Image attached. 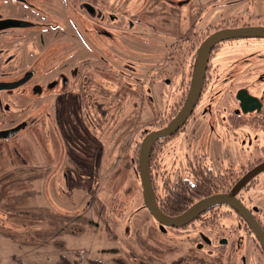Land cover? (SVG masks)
I'll return each mask as SVG.
<instances>
[{
    "label": "rangeland",
    "instance_id": "rangeland-1",
    "mask_svg": "<svg viewBox=\"0 0 264 264\" xmlns=\"http://www.w3.org/2000/svg\"><path fill=\"white\" fill-rule=\"evenodd\" d=\"M110 1L120 3V0H108V6ZM11 2L12 0H0L2 14H6L7 9L9 13L15 14L19 12L21 5L26 4L25 0L16 2L19 6L16 3L10 4ZM137 2L138 0L135 1L136 5ZM154 2L156 6L162 5L160 7L175 10L180 14L179 24L193 33L197 29L203 31L207 26H218L233 17L247 15L251 20L264 19V0H173L177 5L175 8L167 6L172 0ZM133 4L134 0H130L124 6L128 8L123 18L124 32L115 33L117 28H112L115 34L112 33L111 38L116 41L112 43H117L114 46L120 57H109L108 63L99 59L103 57V51L93 44L94 32L84 36H76L70 32L59 33V40L75 43L78 51L76 60L79 57L88 58L83 62L85 64H78L81 69L90 62L104 67L111 64L125 74L130 73L131 76L125 75L124 78L132 88L135 81L130 77L138 76L140 96L130 92L124 101L114 99L108 92H104L114 91V85L94 74L92 77L96 80L95 85L104 87L100 95L95 92V97L102 101L101 105L95 107L93 100L86 97V102H77L75 111L62 117L63 113L60 116L57 109H54L56 95L38 98L33 96L27 99L28 96L22 95L25 84L11 86L9 91L0 90V103L7 106L4 117L8 119L5 122L0 120V130L17 127L19 141L26 147L34 170L29 173L30 188L25 190L5 188V182L11 179L4 176L14 179L22 176L5 172L0 177V264H16L12 259L15 254H22L21 250H29L32 255L27 257L25 253L22 256L28 262L37 264H57L58 252L74 260L79 250L85 251L90 258L118 264H171L189 250L201 257L208 253L214 254L211 251L214 247L205 243L198 232L213 238L217 228L213 229L209 225H197L194 229L191 225L179 228L161 227L143 203L140 182L136 178L134 151L139 148L144 129H148L156 121L155 117L177 100L180 84L183 85L184 71L171 67V70L166 71V79L160 78L164 74L162 69L168 68L165 57L169 49L166 46L169 42L174 44L175 40L167 33L133 22L129 15L134 11ZM55 34L46 33L36 40L32 39V35L29 36L30 40L23 43V50H19V57L21 53L24 57L29 56L32 43H46ZM96 39L100 42H104L102 39L109 41L108 37L100 35ZM231 43L225 42L215 55L211 54L210 61H217V56H222V61L228 59L225 54L229 56L230 49L232 54L238 52L241 44L233 41ZM86 44L92 45L100 54H89ZM260 44L264 45V40L258 45ZM256 48L258 47H252ZM249 50L251 48L247 47L240 52ZM259 53L263 56L264 48ZM7 54L12 55L10 65H14L16 51H13V46L0 45V76L2 72L12 70L4 65L3 59ZM257 57L263 58L259 55ZM128 61L134 63L131 68L126 67ZM21 68L18 65L16 71L8 74H12L14 79L19 76V72L22 73ZM149 72L155 75L149 76ZM256 86L264 89V83L259 80L254 81L249 89ZM143 93L151 95V107ZM48 98L51 99L46 102ZM219 99V106L213 104L211 108L214 111L218 107L223 117L230 109L229 101L232 96L226 91ZM45 113L47 116L40 117L35 126L26 128L32 118ZM201 115L196 111L195 118L191 116L188 120L182 143L176 149L185 152L182 148L185 147L188 153L190 150L203 151L215 169L222 162H231L234 165L245 162L250 147L248 143L245 144V149H241L234 136L222 130L214 118L210 121L215 126L212 131L208 120L204 123ZM150 121L153 122L150 124ZM65 129L75 135L71 142L75 144V148L68 145ZM39 136L46 139L51 153L49 158ZM178 154L175 157L178 161L174 165L178 170H185L188 163L184 156ZM4 164L5 168L10 169L7 162L4 161ZM172 164L166 155L158 165V170L166 173L171 167L174 168ZM122 166L127 168L123 172L119 171L123 178L114 186V192L108 191L113 183V172L117 168L123 169ZM156 179L158 181L160 178L157 176ZM263 190L264 186L251 188V204L258 208L256 215L264 227ZM8 214L13 215V219H7ZM221 215L217 217V221L228 225L224 230L231 235L225 246L224 264H264L263 252L252 234L238 226V216L229 215L226 211L221 212ZM212 242L217 241L213 239ZM146 245H152L154 253L148 251L150 255H147ZM169 245L172 247L170 252L166 251ZM152 254L159 259H155Z\"/></svg>",
    "mask_w": 264,
    "mask_h": 264
},
{
    "label": "flooded vegetation",
    "instance_id": "flooded-vegetation-1",
    "mask_svg": "<svg viewBox=\"0 0 264 264\" xmlns=\"http://www.w3.org/2000/svg\"><path fill=\"white\" fill-rule=\"evenodd\" d=\"M18 1L19 0H12L10 4L16 3ZM25 1V6L21 5L18 10L19 12H16L17 14L9 13L8 9L6 14H2L0 12V21L15 19L22 22L20 25H11L0 28V45H4L6 47L13 46V51H16V61L14 62V65H10V59L12 58V55L7 54L4 56V65L7 67L9 66L8 68L12 70L2 72L0 76V82L8 85L17 82L20 79H24L18 85L25 84L26 90L24 89L22 95L28 96L27 99L33 96L38 98L40 96L53 97L56 95V100L53 102L54 109H57V112L60 113V116L63 113L62 117H64V114H69L70 112L75 111L76 103L79 102V100L84 98L86 99V97L87 99L90 98L93 100V97L97 95L95 92H101V90L104 88L94 85L92 82V76L94 74L98 72H102L104 75L114 74L120 76L118 78H121V80L125 82V75L131 76L130 73L125 74V72L114 68L111 64L108 65V67H104L93 65L90 62V64L85 65L86 67L84 66V68L81 69L78 64H85L83 62L88 58L86 57V59H83L82 57H79L78 60H76L78 51L74 46L75 43L73 41L70 42L59 40V33L66 34L70 32L76 36H84L89 35V32H94V43H92L96 44L97 47H100L103 51V57L99 58L100 61L108 63L109 57L116 56L118 58L119 52L114 46L117 43H112L116 41L111 37H113V34L117 32H124L125 24L123 23V18L125 17L124 15L126 14V11H128V8H125L124 6H127L128 1L130 0H120V3H112L110 1V6L107 5L108 0ZM135 1L136 0H134L133 4L134 11L129 13V15L131 16L133 22L140 24L141 22L137 21L134 17L135 12L140 9L141 5L148 4L155 8V2L154 0H138L136 5ZM16 5L19 6L18 3H16ZM253 20L249 19L247 15L233 17L229 21H223L218 26H207L203 31L197 29V39H200V36L203 35V37L200 39L201 41L197 45L198 49L204 38L216 29L250 25L264 26V19ZM65 21H67L66 24H64ZM113 27L117 28L115 33L114 29H112ZM151 29L155 31L154 28ZM51 32L56 33L54 37H52L53 39L43 44L32 43L31 47H29L31 49L29 56L25 55L24 57L21 53L19 57V50L20 48L23 50V43L30 40L28 39L29 36L32 35V39L36 40L40 36ZM98 35L102 37H108L109 41L107 39H102L104 42H100L96 39ZM185 39L187 40L188 37ZM261 40H264V37H235L221 40L212 46L210 56L211 54L215 55V53H217V51L223 44H225V42L230 44H232V41L239 42L242 47L240 46L238 48L239 51L233 54L230 49L228 52L230 55L227 56L225 54V57L228 59L224 61L220 59L222 56H217V61L211 62L209 56L202 88L192 112L177 130L171 134L159 137L154 143H151L148 155V159L150 158V161L152 162V169L153 165L155 166L161 164L164 156L167 155L168 159L171 163H173L172 165L174 166V168L171 167L167 171V173L170 175V178H175V176H177V172L181 171L178 170V167L174 165L178 161L175 158L179 155L178 153H180L181 156H184L186 162L191 166L203 165L211 167L214 172H222L224 168L236 169V172L238 173L234 178L232 177V179L235 180V184L241 177L250 173L248 178L245 180L244 185H241L242 187L240 186L234 192V196L237 197L250 210L253 217L257 221L258 218L256 217V213L258 208L251 204V188L256 186H264V89L263 87L259 88L256 86L250 90L249 86L252 85L254 81L258 80L259 82L264 83V55L262 56L259 53V51L263 50L264 45H258ZM250 44L252 45L250 46ZM86 45L89 54H100L92 45ZM172 45V42H169V44L166 46V49H169L165 57V64L168 68L162 69V73L164 74H161L160 78L165 80L167 77L166 71L171 70V67L174 69L181 68L184 71V80L182 79L183 85H181L183 90L181 91L184 92H179L177 100L171 103L169 107L165 108L158 116H156V121H150V124L152 122L153 124H149V128L144 129L143 136L149 131L164 127L181 108L188 92L195 64L194 57L192 59L190 57H184L183 61L174 62L171 59V55H168L171 52ZM256 46L258 48L252 49V47ZM247 47L251 48V50L240 52L241 49ZM255 54L263 58H258ZM231 55H234V57L232 58ZM132 64H134L132 61H128L126 63V67L131 68ZM18 65L22 66V73L20 74L19 72V76L13 79L11 77L12 74L8 73H13L16 71ZM153 75L155 74L149 72V76ZM130 78L135 81L133 85L134 88H132V86L126 82L130 86L131 93L136 96H140V87L137 84L139 77L132 76ZM103 79L107 81L110 78L105 77ZM116 86H121L120 81L117 82ZM10 89V86L0 88V90L5 91H9ZM94 89L95 92L93 91ZM83 91H86V95H84L85 97H83ZM115 91L118 93V89H115ZM226 91L230 92L232 100L229 101L230 109H228L226 114L222 117L218 107H216L214 111H212L211 107L213 104L214 106H219V98L220 96H223V93H226ZM54 92L57 94H54ZM106 92H109V90H106ZM121 97H124V94H121L120 92L117 99L120 100ZM143 97L147 99L151 107V95L143 93ZM125 98L122 101H124ZM50 99L51 98H48L46 102L50 101ZM0 106V120L5 122L8 120L4 117L6 115L7 106L2 105L1 103ZM25 109H27V107ZM196 111H199V113L202 114L201 117L204 123L208 120L211 130L215 127L214 122L210 123L211 119L214 118L213 120L222 128V130L230 132L234 136L241 149H245V144L248 143L247 145L250 147L248 150V157L245 162H240L238 165H234L231 162H222L220 163L221 166L215 169L208 161L206 153L203 151L190 150V153H188L185 147H182L184 148L185 152H183V150L178 151L176 149V146L179 147V145L182 143L183 131L186 129L188 120L191 118V116L195 118ZM46 113L44 115H39V118L47 116ZM179 137L180 141H178ZM158 169L159 167L154 169V171L158 173ZM227 172L231 173L229 170ZM235 184L232 186V188L235 186ZM232 188L229 190L217 191L215 193H229ZM215 204L216 205H212L211 207L208 206L192 220L181 225V227L191 225V228L194 229L197 225H209L213 229L217 228L214 231L213 238L206 237L202 232L200 233L199 230L198 234L205 243L214 247L211 251H214V253L221 251L224 259L226 252L225 246L231 239V235L226 234L227 232L224 230L228 227V225L219 223L217 221V217L222 216L221 212L226 211L229 213V215L238 216V220L240 221L238 222V226L243 227L252 234V237L264 254V251L256 239L251 227L247 222L244 221L237 211L226 202H219ZM195 219L198 221L195 222ZM210 219L213 220V223L207 222ZM259 224L262 227V223L259 222ZM218 227L223 228L219 229ZM177 228H179V226H177ZM213 239L217 242L213 243ZM221 244L224 246L221 247Z\"/></svg>",
    "mask_w": 264,
    "mask_h": 264
},
{
    "label": "trees",
    "instance_id": "trees-1",
    "mask_svg": "<svg viewBox=\"0 0 264 264\" xmlns=\"http://www.w3.org/2000/svg\"><path fill=\"white\" fill-rule=\"evenodd\" d=\"M160 6L162 5H158V6L155 5L154 8L153 6H150L148 4L142 5L140 9L135 12L134 17L136 18L137 21L143 23L144 25L149 26L150 28H154L155 31L157 32L167 33L175 40V43L172 45L171 52L168 54L171 55V59L174 62L183 61L184 57H190L191 59L194 57V63H195L198 53L197 45L201 41L200 39L203 37V35L200 36V39L199 38L197 39V35H198L197 30L194 31L193 33L190 32V29H186L179 24L180 14H177L176 11L173 9L166 7L162 8ZM167 6L168 7L170 6L171 8L177 7V5H175L173 0ZM174 30L176 31L173 32ZM186 37H188L187 40L185 39ZM96 75L101 76L102 79L105 77L110 78L109 80H107V82L114 85L113 86L114 92L109 91L108 94L111 95L114 99H117V97H119L120 92L121 94H124V97H121L120 100H123L125 97H127L128 94H130L131 92L130 86L125 81L121 80V78H118L120 76L114 74L104 75L102 72H98L96 73ZM119 81L121 85L120 87L116 86L117 82ZM92 82L94 83V85L96 84L95 83L96 80L94 79V77ZM97 85L100 86L99 84ZM179 88H180V92H182L181 90H183V87L181 86V84ZM115 89H118V93L117 91H115ZM93 91L95 92V89ZM82 93H83V97H85L84 95H86V91H83ZM98 93L101 94V92ZM86 101L87 100L85 98L79 100V102L81 103ZM101 102L102 101L97 99L95 96L93 97V104L95 107L101 105ZM100 109L104 110L103 108ZM38 120L39 117L32 118V120L26 125V128L31 129L33 126L36 125V122ZM41 132L44 133L43 131ZM64 132H65L64 134L66 140L68 141V145L70 144L75 148V144L71 143L75 135L71 133L68 129H65ZM19 135L20 133L17 131L8 136L0 137V177L4 176L5 172H11L13 175L18 174L22 176L19 179L10 178L9 176H4L7 179H11L9 180L10 182L8 180L5 182L6 183L5 188L14 191L29 189L30 188L29 179L31 177V174L29 173L34 172V170L32 169L33 166L30 163L31 161L30 155L26 147L19 141ZM39 138L42 142L44 152L48 154L47 156L49 158V155L51 156V153L47 148L46 139H44L43 136H39ZM155 141L156 140H154L152 143H154ZM137 151H134L135 154L133 160H135L136 163V171H137L136 178L138 179V182H140L139 171L137 166V155H138ZM150 160L151 159L149 158L148 166H149V178H150L153 197L159 209L167 215L180 214L185 209H187L192 203H194L195 201H197L202 197H205L217 191L229 190L235 184V180H233L232 177L234 178L238 173L236 172V169H232V168L230 169L224 168L222 172H214V170L211 167H207L203 165L191 166L190 164H188L185 170H181L177 172L176 174L177 176H175V178H170V175L167 172L166 173L160 171H158V173L155 172L154 169H156L158 165L155 166L153 165V169H152L151 168L152 162ZM4 161L7 162V165L10 166V169L4 167L5 166ZM122 167L123 169L117 168L113 172L111 176V180L113 179V183L109 186L110 190L108 189V191L114 192L115 190L114 186L116 187L119 181L121 180V178H123V176L119 174V171L123 172L124 170H127V168L124 166ZM228 170L231 171V173H228L227 172ZM35 172L38 171L35 169ZM157 176L160 178L158 179V181L156 179ZM243 185L244 183L242 184V186ZM139 187L141 188V183H139ZM141 193H142V189H141ZM110 196L111 198H113L112 197L113 195ZM214 205L216 204H213V206ZM6 218L13 219V215L8 214ZM258 221L261 223L259 218ZM207 222L213 223V220L210 219ZM152 248H153L152 245L145 246L146 249L145 252L147 255L150 253L148 251L151 252L154 251ZM171 250L172 247L169 245L166 251L170 252ZM198 250H200V248H198ZM152 256L155 259L156 258L159 259V257L155 256V254L154 255L152 254ZM88 261L89 264H118V263L108 262L101 259H95L90 257ZM145 261L149 262V260L147 259ZM208 262L209 264H224L222 252L217 251L214 254L208 253L207 256L201 257L198 254H193V252L189 250V252L187 251L185 255H182L177 259L173 260L171 264H208ZM56 263L74 264L73 260H71L67 255L64 254H61L57 257ZM16 264H37V263H30L26 260L18 259L16 261Z\"/></svg>",
    "mask_w": 264,
    "mask_h": 264
},
{
    "label": "water",
    "instance_id": "water-1",
    "mask_svg": "<svg viewBox=\"0 0 264 264\" xmlns=\"http://www.w3.org/2000/svg\"><path fill=\"white\" fill-rule=\"evenodd\" d=\"M22 22L15 19H7L0 21V28L7 27L11 25H20ZM264 37V26H239V27H226L220 28L212 31L208 34L204 40L201 42L196 61L194 64V69L192 72L190 85L188 88V92L184 99V102L181 108L177 111L175 116L162 128L155 129L147 132L140 141L138 155H137V166L139 171V178L142 189V197L145 207L151 213V215L156 219V221L161 226H181L191 219H193L196 215H198L201 211L206 209L208 206H211L215 203L226 202L229 204L237 213L244 219L245 222L251 227L256 239L261 245L264 251V231L259 224V222L253 217L250 210L237 198L234 196V192L245 182L248 178L249 174L241 177L232 190L229 193H215L210 194L205 197H202L192 203L187 209L177 215H167L163 213L159 207L157 206L149 178V166H148V155L151 143L159 137L171 134L175 130H177L180 125L185 121L188 115L192 112L193 107L195 106L205 76V69L207 66V62L210 56L211 48L217 42L235 38V37ZM24 79H20L15 83L4 84L0 82V88L6 86H16L21 83ZM243 103V101H242ZM241 103V104H242ZM16 128H9L0 130V137L8 136L17 132Z\"/></svg>",
    "mask_w": 264,
    "mask_h": 264
},
{
    "label": "built area",
    "instance_id": "built-area-1",
    "mask_svg": "<svg viewBox=\"0 0 264 264\" xmlns=\"http://www.w3.org/2000/svg\"><path fill=\"white\" fill-rule=\"evenodd\" d=\"M74 264H89L86 252L80 250L76 253Z\"/></svg>",
    "mask_w": 264,
    "mask_h": 264
},
{
    "label": "crops",
    "instance_id": "crops-1",
    "mask_svg": "<svg viewBox=\"0 0 264 264\" xmlns=\"http://www.w3.org/2000/svg\"><path fill=\"white\" fill-rule=\"evenodd\" d=\"M22 230V229H21ZM21 253L22 254H25L26 253V256L28 257L29 255H32L31 254V252L29 251V250H21ZM59 254L58 255H61V252H58ZM22 254H15L14 255V257H13V259H12V261L14 262H16L18 259H23V260H26L25 258H24V256H22ZM65 255V254H64ZM27 261V260H26Z\"/></svg>",
    "mask_w": 264,
    "mask_h": 264
}]
</instances>
